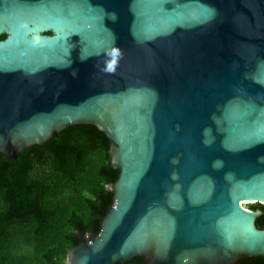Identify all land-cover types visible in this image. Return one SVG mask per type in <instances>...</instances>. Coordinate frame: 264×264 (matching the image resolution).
Wrapping results in <instances>:
<instances>
[{
	"label": "water",
	"instance_id": "1",
	"mask_svg": "<svg viewBox=\"0 0 264 264\" xmlns=\"http://www.w3.org/2000/svg\"><path fill=\"white\" fill-rule=\"evenodd\" d=\"M0 154L75 126L118 179L66 264L264 259V0H0Z\"/></svg>",
	"mask_w": 264,
	"mask_h": 264
},
{
	"label": "trees",
	"instance_id": "2",
	"mask_svg": "<svg viewBox=\"0 0 264 264\" xmlns=\"http://www.w3.org/2000/svg\"><path fill=\"white\" fill-rule=\"evenodd\" d=\"M3 35L0 38L4 40ZM109 138L90 126L66 129L17 160L0 154V264H66L78 231L97 234L112 204ZM251 210L261 204L250 205ZM264 229V214L257 220ZM124 264H143L141 258ZM237 264H264L246 258Z\"/></svg>",
	"mask_w": 264,
	"mask_h": 264
},
{
	"label": "rangeland",
	"instance_id": "3",
	"mask_svg": "<svg viewBox=\"0 0 264 264\" xmlns=\"http://www.w3.org/2000/svg\"><path fill=\"white\" fill-rule=\"evenodd\" d=\"M246 208H250V205L248 204V205H244Z\"/></svg>",
	"mask_w": 264,
	"mask_h": 264
}]
</instances>
